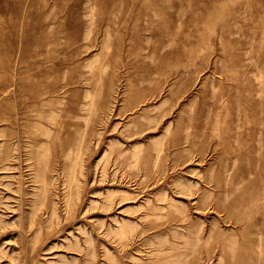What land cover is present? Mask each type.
Returning a JSON list of instances; mask_svg holds the SVG:
<instances>
[{
  "label": "rangeland",
  "instance_id": "rangeland-1",
  "mask_svg": "<svg viewBox=\"0 0 264 264\" xmlns=\"http://www.w3.org/2000/svg\"><path fill=\"white\" fill-rule=\"evenodd\" d=\"M0 264H264V0H0Z\"/></svg>",
  "mask_w": 264,
  "mask_h": 264
}]
</instances>
